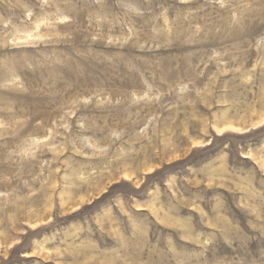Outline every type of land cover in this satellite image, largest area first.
<instances>
[{"label": "rangeland", "instance_id": "374dc122", "mask_svg": "<svg viewBox=\"0 0 264 264\" xmlns=\"http://www.w3.org/2000/svg\"><path fill=\"white\" fill-rule=\"evenodd\" d=\"M0 264H264V0H0Z\"/></svg>", "mask_w": 264, "mask_h": 264}]
</instances>
